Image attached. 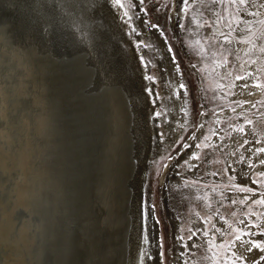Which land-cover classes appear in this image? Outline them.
<instances>
[{"label": "rangeland", "instance_id": "1", "mask_svg": "<svg viewBox=\"0 0 264 264\" xmlns=\"http://www.w3.org/2000/svg\"><path fill=\"white\" fill-rule=\"evenodd\" d=\"M39 1V4H36L33 2V0H16L15 4V0H0V28H4V25H6H3L4 20L2 21L1 18V16L4 14L3 18L6 17V20H8V23L10 24L11 22H14V24L16 23V25L19 27L18 29L20 30V32H15L13 36H10V46L8 49L10 50L11 47L12 49H16L15 51L22 53L24 60L22 62L17 57H13L11 59V61L15 64V68L12 70L14 77H11L10 74L7 75L6 72H2L0 70V176L1 174H6L8 177L9 167L7 164L14 153L27 152L30 158H32L34 163H36L38 166V172L41 173L42 179L29 182L30 179L27 178L24 182V191H27L29 194L33 193L34 195L43 193L44 198L40 200V208L44 206L43 208L47 210L48 214L55 216L53 211V202H51L49 199L51 197V195L49 197V194H51V192L53 193L54 190L47 189V183H49L50 180L58 178L59 182L63 183L64 186L68 188V178H70V171H72L73 167L75 169L77 168L74 166L75 164L72 165L71 159L69 161L68 157L63 156L62 159L57 149V153H54L51 151V149L47 148L44 141L42 140V137L46 139L47 129L49 128L52 139L51 141L53 145L57 147L61 137L60 131L61 129L64 130L66 124L68 134L72 130V133L69 134L67 138H70V140H72L73 144L76 146V134L73 133V122L76 119L75 115L79 117V122L82 119V121H88V124H94V130H98L97 127H101L100 124L105 123L104 126L102 125L100 128L102 131L103 127H105V125L107 126L111 122V119L108 113H102L99 107L100 105L98 106L100 102L98 103L96 100L97 97H95L92 93H89L92 90L88 89L90 87L93 88V86L96 85L104 87L103 81L101 80V72L98 71L99 63H96L93 60L95 62L94 63L91 60V58H94V56L92 54V50L88 52L90 48H88L86 52L81 48L82 46L79 44L78 40L71 39V37H75L74 30L70 33L68 30L70 28H64L65 35L67 37L70 36L69 42H63V44L65 43L67 45L64 48L67 49L64 53L69 54L68 56L70 57V60H75L72 62L74 64L69 66V75H74L76 78L78 76L79 81V83L76 81L73 85L74 87L72 86L69 90L74 91L73 93H77L76 91H78L79 94V91L83 89L85 92L81 91L82 95H80L81 97L84 95L82 97V103L84 106L86 105L85 108H83L86 113L84 112L82 114L81 112V116L79 112L82 111V108L77 111V107L75 108L73 105L68 116L71 121L68 122L69 124L65 123L67 121L64 122L62 106L66 96L65 91L64 89H60V87L57 85V71H55L54 68V70L49 68L47 65H45L46 63L42 64L41 59L45 58V49L47 48L46 44L48 43L49 46L51 43L49 40L50 38L48 39L50 34L46 33L47 29L50 31V24H52L51 26L52 29L55 30V34L60 33L58 23L60 19L64 22L62 24L63 26L67 23L71 25L70 20L72 19V16H69L71 15V0ZM43 1L47 2V6ZM50 1L52 2L50 3ZM177 1L178 0H121V3L124 5V7H122L123 15L126 17V20L129 24L130 20L128 14L129 16L132 15V19H137L139 21L142 20L141 23L144 31L146 30L147 32L152 33V30H154L153 33L155 32V35H157L160 40L162 37L166 40L169 48L171 49L173 58L175 59L176 68L180 73L181 85H183V101L181 107L186 115L187 125L181 132L175 143V146L171 149V151L160 156L158 159L152 162L148 172L147 189L145 191V207L147 206V203L150 205V207H152L153 214L159 225L161 243L160 254L162 263L173 264L172 219L176 218L179 229L178 236L180 235L179 238L181 239V243L184 247V249L181 250L182 264H193L195 259L199 260V264H224L225 262V264H239V255L235 252L234 242L237 237L242 238L246 235L251 242L249 243L248 247L254 249L257 247V245H259V247H257L259 253L255 260V264H264V203H258V201L264 200V175H261V173H264V164H261V161L264 160V155L259 153V149L264 148V52L260 50L261 48H264V23H261L264 21V0H250V2L246 4L232 3L231 0H188L187 4H185V2L181 4V13H176L178 16V23H176L177 20L175 21L173 13L178 7L177 5H179ZM107 2L108 0H99L96 2L95 7H101L100 15L103 17L106 26L112 29V24L114 21L116 23H114L115 26L118 27V20L121 21V19L116 17L114 20L113 16H111L110 20L108 12L110 7L107 5ZM221 2L222 4H220ZM62 4L64 8H62V6L60 7ZM27 7H29L31 11ZM217 8L220 12V15L218 20L215 19L216 21H214L213 12ZM13 10L16 11L13 12ZM56 10L61 12H57ZM25 11H27V14ZM30 12L34 15H32ZM39 12H41V15ZM125 12H127V15H125ZM195 12L201 13V27L196 31L198 32L197 38L191 35L195 29L192 28V23H190L192 22V15H194ZM28 13L31 14L30 17L28 16L30 15ZM50 13L54 14L51 15ZM55 13L57 14L55 15ZM49 14L50 16H47ZM58 14H61L62 18L61 15ZM143 14L145 17L142 16ZM33 16H37L38 18H33ZM14 17L17 18L15 19ZM40 17L44 18L41 20V22ZM49 17L50 20L52 19V22L48 20ZM27 21L29 22L27 23ZM21 23L24 25L22 24V26ZM216 25H219L223 31L222 33H216ZM131 26L132 25L130 24L129 31ZM154 27H156V29H152ZM42 33L44 35H41ZM130 33L132 34L131 31ZM19 36H23L25 38H22L23 42L21 43H19ZM75 43H77V45H75ZM139 43L148 46L149 55L152 56V60H150L146 53L141 49ZM182 44H184V50H182ZM68 46H71V49ZM161 46L162 45L160 43V46L157 47L154 44L153 38L150 36H141L138 38L137 49L141 55L139 56L141 57L143 64L145 63L146 66L149 65L151 68V72L147 77H151L150 80L152 82L158 83L160 85L158 87V93L162 101L157 107L158 112H162L165 120H167L171 117L168 103L173 95L171 94V91L165 89L166 80L162 75V66L159 65L160 63L157 58H160L161 54L163 56L167 55V53L163 51V47V53H161ZM115 49H117L118 57L121 61H124L125 66H131L132 72L135 66V73H132L130 70L127 71L129 78L128 82H132L134 90H136V92L132 94L129 102L131 105H133L136 115L140 120H142L141 124L144 127L143 123L146 121V111L148 109L143 103L141 91L146 93L147 87L145 89V84H143V82L140 84V76L138 75L136 68L137 62L133 61L132 59V51L129 50L126 45L117 43ZM135 51L136 50L134 49V52ZM73 54H81V59H84H82V63H84L89 68V83L86 80V77H84L86 79L83 77L80 78V73L78 72L79 66H81L80 61H78V58L74 59ZM35 60H39L40 63L38 62L37 65ZM125 60L128 61L129 64H127ZM78 62L79 65L77 66L76 64ZM238 62H243L246 64L250 63V65L253 67H257L251 76L253 78V91H259L255 100H253L251 97H244L241 94L235 95L237 92L233 90H231V92L234 93L233 95L228 91L229 88L234 84L249 78L246 73L238 70ZM190 65L196 67L200 72V81L203 85L202 90L196 74H194L190 69ZM71 68L75 69L73 70ZM48 70L52 72L53 76L48 73ZM70 71L73 73L71 74ZM21 73H24L25 80L21 79ZM32 74L34 76L37 75L36 80L38 81L37 83L39 87V97L41 99V103H43V101L47 102L53 107L54 110L53 114H51V119L46 118L47 120H45V125L48 126H43L44 136L37 140L32 137V134L35 133V131L32 128V123L28 116L29 113H31L32 105L38 106V101L40 100L35 99V97L32 96L34 93V89L32 88L31 84ZM48 74L51 77V80H49ZM140 75L142 76V74ZM17 76L19 77L18 80H21L23 83L22 85H24L22 91L19 92H15L16 90L12 87V85L17 81ZM153 77H155L156 80ZM237 77H242V79H237ZM93 78L96 79L97 82L94 81ZM90 79L93 80V82H91ZM81 80L82 82L80 85ZM87 83L89 85H87ZM257 85L261 86L257 87ZM88 93L90 95L92 94L91 96L93 97H91ZM201 93H203V97H201ZM90 100L94 103V105ZM202 102H205V107L203 106ZM237 107L239 108L238 112L235 111ZM97 112H101V117ZM93 114L96 115L98 120L95 119V115L93 116ZM201 115L204 116L206 123L205 132H202V134L199 136L197 142L198 148L195 149L194 152L190 153L189 156L182 161V165L177 170V174L180 178L178 183H182L181 181L186 179L189 181L188 185H192L193 189L189 193L187 192V194L184 196L183 194L180 196L175 195V193L171 191L172 188H169V193L165 194V187L168 180H166V178L168 177L167 175H169L168 172L170 170L171 163L176 161V156L182 154L186 147H190V140L194 136L196 129L199 126ZM73 116H75V118ZM249 120L252 121L251 124L248 123ZM51 121L54 124V128L52 130H50L49 127V123H51ZM220 126L224 130L220 129L219 131ZM240 128H243L244 131H239L238 129ZM249 129H251V131ZM159 131L161 134H163L165 128L162 127ZM95 133L93 132V135L91 134L92 139L94 138ZM101 134L99 133V138L97 137L100 143L97 144V146L95 145L96 152L94 153V147L92 146L93 140L90 141L91 137L88 138V143H91L90 149L92 150V153L94 156L98 155V172L101 174V177H98L97 184L99 185L97 187H105L110 183V174L107 171L111 170L114 165L113 156L110 154L109 157V154L106 150L107 144L103 139L105 137H103V134ZM215 134L222 136L220 137L223 138V143L221 146L219 144H216L215 146H206V149L203 150L205 145H208L211 143V141H214ZM236 134L238 136H242L240 140L238 139V142L236 141ZM32 140L34 141L32 142ZM52 150H54L53 147ZM248 150H250L249 154L247 153ZM92 153H89L88 155L86 154L88 161L91 160L89 155ZM80 154H82V152H80ZM80 154L79 157H81ZM201 156H204L205 158L204 164H202V162L199 160V157ZM76 157H78L77 154ZM195 157H197L196 160L194 159ZM198 165L199 167L196 168ZM241 166H243L244 174H240L239 176L236 172L237 169H242ZM68 167L70 168L69 170ZM188 171H194V173L188 174ZM77 172L85 179V182H88L86 175L83 172ZM112 172L115 174L114 171ZM25 176L33 177L32 175L27 174ZM75 182L78 183L72 185V189L77 191L81 187L79 184L80 179L77 178ZM112 185L115 184L113 183ZM179 185L180 184H176V186ZM56 186L57 182L55 184V187ZM176 186L175 190L177 189L178 191L180 188H176ZM75 187H77V189ZM109 189L112 188L109 187ZM242 189L250 190L244 191ZM164 200L167 201V205L170 206L174 211L175 217L172 219L170 216L173 214L168 210ZM41 203H43V206ZM99 211L103 213V216L106 215L103 210ZM194 214L200 216V222L202 223L201 225H197V222L193 221L192 215ZM251 224H255V227L252 228ZM212 227H216L221 239H218V233L217 231H212ZM28 230V227H23L20 230V246L24 251H26V245L29 243V236L26 235L29 232ZM210 251L212 252V256H207V253H210ZM223 255L227 259H224ZM115 258H113V261H115ZM223 260H225V262H223Z\"/></svg>", "mask_w": 264, "mask_h": 264}, {"label": "bare ground", "instance_id": "2", "mask_svg": "<svg viewBox=\"0 0 264 264\" xmlns=\"http://www.w3.org/2000/svg\"><path fill=\"white\" fill-rule=\"evenodd\" d=\"M97 1L99 0H71V5H70L71 15H69V16H72V19L70 20L71 25L67 23L68 21L67 20L66 21L67 24H64L65 26L64 27L62 25L64 22L61 21L60 19L58 22L60 33L55 34L56 33L55 30L52 29V26H51L52 24H50V31H48L47 29L46 33L50 34L48 39L50 38L49 40L51 43L48 46V43L46 42L47 48L45 49L46 50L45 58L41 59V63L42 64L46 63L45 65H47L49 68H52V69L54 68L55 71H57V75H58L57 85L60 87V89H64L65 95H66L63 101V106H62L63 118H64V122L67 121L65 123H68L71 121V119H69L68 116H69V112L71 111L70 109L72 108V106L74 105L75 108L77 107L76 108L77 111H79L80 108H82V111L79 112L81 116L85 112L83 108H85L86 105L84 106L82 103L83 102L82 97L84 95L81 97L82 95L81 91L85 92L83 89L79 91V94H78V91L76 90L75 91L77 93H73L74 91L69 90L75 84V82L78 81V76L76 78L74 75L73 76L69 75V69H70L69 66H71V64H74L72 62H74L75 60L74 61L70 60V57L68 56L69 54L64 53L65 50H67V49H64L67 45L65 43L63 44V42L66 41L67 43L70 40V36L67 37L65 35L64 28L65 29L70 28L68 29L70 33L74 30L75 37H71V39L78 40L79 44L82 46L81 47L82 49L86 51L88 50V48H90L88 52L92 50V54L95 59L91 58V60L92 61L94 60L96 63H99L98 71L101 72V75H102L101 80L103 81L104 87L95 84L96 86H93V88L91 87L88 88L92 90L89 93H92L95 97H97L96 99L97 102L98 103L100 102V104L102 103L104 110L106 111V113L109 114V117L111 119L110 127L108 130V150L110 154H112L113 156L114 165L111 170L107 171L110 174V178L108 177L110 183L107 184L105 187H98V190H97L98 197L95 196V199L91 197V198H88L89 200H87L86 195L84 193L85 185H86V183L84 184L85 179L75 170L74 167L72 171H70V178H68L69 186L67 185L68 188L65 187L63 183H60L58 178L50 180L49 183H47V189L54 190L53 193L51 192V194H49V197L51 195L49 199L51 200V202H53V207H54L53 211L55 213V216H52L51 214H48L46 209L43 208L44 207L43 203H41L43 207L40 208V200L44 198L43 193H40L39 195L37 194L34 195L33 193L29 194L27 191H24V186H25L24 182L27 178L30 179L29 182L42 179L41 173L38 172L39 170L38 166L36 165V163H34V160L30 158L27 152H22V153L17 152L16 154L14 153V155L9 159L8 164H7V166L9 167L8 177L6 176V174H1L0 176L1 177V180H0V238H1L0 264H110L107 261V258L102 255V248L105 247L106 245L108 246L109 243L116 244L118 242H119L118 245L120 246L118 264H163L161 254H160L161 243H160L159 225L153 214L152 207H150L148 203H147V206L145 207L146 205L145 204V191L147 189L148 172H149V168L152 162L158 159L160 156L171 151V149L175 146V143L177 139L179 138L181 132L184 130V128L187 125L186 115L181 107L182 101H183L182 100L183 87H181L182 85L180 81L181 76H180L179 71L176 68L175 59L173 58L171 49L169 48L166 40L163 37L160 40V38L157 35H155V32L153 33L154 30L152 29H156V27L151 29L152 33L147 32L146 30L145 32L143 30V26L141 23L142 20L139 21L137 19H132V15L129 16L128 14L130 24L134 28L133 29L131 26L130 28V31L132 32L131 34L129 31L130 24L126 20V17L123 15L122 7L114 4L113 0H108L107 5L110 7V10H108L110 20H111V16H113L114 20L116 17H119L121 19V21L118 20V23H119L118 27L115 26L116 23L114 21L115 24L113 23L112 24L113 28L110 29L109 27L106 26L103 17L100 15L101 7L100 8L95 7V4ZM33 2H35L36 4H39L40 1L33 0ZM51 2L52 1H50V3ZM177 2L179 5H177L178 7L174 10L175 12L173 13L175 21L178 19L177 14L181 13L182 11L181 4L184 3V0H178ZM14 3L16 4V0ZM44 4L46 5L47 2L45 1ZM220 4H222V2ZM61 6L62 8H64L63 4L60 5V7ZM29 7L27 8L29 9ZM14 11L16 10H13V12ZM57 12H61V11H57ZM6 13H7V10H6ZM25 13L27 14V11H25ZM39 13L41 15V12ZM31 14L28 16L30 17ZM50 14L47 16H50ZM56 14L57 13H55V15ZM61 14H58V15H61ZM3 15L1 16V18H2V21L5 20L6 27L4 30L2 27L1 28L2 33L0 32L1 33L0 35V40H1L0 41V50H1L0 63L4 67V69H2L1 71L6 72L7 75L10 74L11 77H14L12 74V70L15 68V64L11 61V59L13 57H17L22 62L24 60L22 57V53H20L19 51H15L16 49H12L11 47H10V50L8 49L10 46L9 38L11 35L13 36L15 32H20V30L18 29L19 27L16 25V23L15 24L14 22H11V24L8 23L9 21L6 20L7 19L6 17L3 18ZM213 15H214L213 16L214 21L218 20L219 15H220L218 8L213 12ZM142 16L145 17L144 14ZM200 17H201V13L195 12V14L192 15V19H191L192 22H190L192 23L191 25L192 28L195 29L191 35L196 38L198 37V34H197L198 32L196 31L201 27ZM33 18H38V17L33 16ZM44 18H41L40 22ZM61 18H62V15H61ZM48 20H50V17ZM29 21H27V23ZM21 22H24V21H21ZM176 23H178V20L176 21ZM22 24L23 23H21V25ZM40 31H43V30H40ZM215 31L216 33L223 32L222 29L219 27V25L215 26ZM41 35H44V34L42 33ZM70 35L73 36L72 34ZM141 36L152 37L154 44L157 47H159L161 43L162 45L161 51L163 47V51L167 53L166 56L165 55L163 56L161 54L160 58L157 57L160 63L159 65L162 66V75L167 83V85L165 83V89H168L169 91H171V94L173 95V96L171 95L172 98H170V101L168 103L171 117L167 120H165V117L163 116L162 112L160 111L158 112V108H157L158 105L162 101L158 93L159 91L158 87L160 85L158 83L152 82L150 79L148 80L147 76L151 72V68L149 65L146 66L145 63L143 64L141 57H140L141 55L137 49L138 38H140ZM22 38L24 37L19 36V43L23 42ZM180 41H181V38H180ZM74 42H77V41H74ZM116 43L126 45L129 48V50L132 51V54H131L132 59L133 61L137 62L136 68L138 71V75L140 76V84H142L143 82V84H145V89L147 87L146 93L144 91L143 92L141 91V95L143 96V103L144 105H146L148 109L146 111V121H144L143 123L144 127L141 124L142 120H140L137 117L133 105H131L129 102L130 98L132 97V94L136 92V90H134L133 83L128 82L129 78L127 75V71L129 70L131 71V66L126 67L124 64V61H121L119 59L118 51L117 49H115ZM75 45H77V43H75ZM182 45H181L182 50H184V44ZM71 46L70 47L68 46V47L71 49ZM140 46H141V49L150 58V60H152L151 59L152 56L149 55L148 46L142 45V44H140ZM134 49L136 50L135 52H134ZM163 51L161 53H163ZM81 57H82L81 54L74 55V59L78 58V61H80V65H81L79 66V69L77 67L75 68L79 70L78 72L80 73V78L86 77L87 79L86 78L84 79H86L89 83V79H88L89 78L88 77L89 68L84 63H82L83 58L81 59ZM38 62L39 60L36 61L37 65H38ZM125 62L129 64L128 61L125 60ZM76 65L78 66L79 62ZM237 67L239 71L246 73V75H248L249 78L244 79L243 81H240L234 84L232 87L229 88L228 90L229 93L233 95L234 93L231 92V90H233L237 92L235 95L241 94L244 97H251L253 98V100H255L257 98V94L259 93V91H253V87H252L253 78L251 76L253 75V72L255 71L257 67H253L252 65H250V63L246 64L243 62H238ZM43 68H44V65H43ZM75 68H71V69L74 70ZM190 69L194 74H196L197 79L200 83L201 90H202L203 85L200 81L199 70L192 65H190ZM71 71L70 73L72 74L73 72ZM135 72H136V69L134 66L132 73H135ZM48 73L52 75V72H50L49 70H48ZM53 73L56 74L55 72ZM140 74H142V76ZM36 76L37 75L34 76L32 74V78H31L32 88L34 89V93L32 96H34L35 99H40L39 87L37 83L38 81L36 80ZM17 78L19 77L17 76ZM21 79L25 80L24 73H21ZM49 80H51L50 76H49ZM94 81H96V79H94ZM81 82L82 80L80 81V85H81ZM91 82H93V80H91ZM88 83L87 85H89ZM226 84H229V83H226ZM89 95H88V99H89ZM201 97H203V93H201ZM88 99H87V103H88ZM38 102H39L38 106L32 105L31 113H29L28 115L32 123V128L35 131V133L32 134V137L36 140L44 136L43 126L45 127L48 126V125H45V120L51 119L50 118L51 114H53V111H54L53 107L50 106V104H48L47 102L43 101V103H41V99ZM91 103L93 102L91 101ZM100 104H98V106ZM203 106L205 107V102L203 103ZM92 109H93V106H92ZM238 110L239 108L237 107L235 111L238 112ZM100 113L101 112H99L98 114L100 115ZM95 114H93V116ZM96 115H95V119H97ZM75 116H76V119L73 122L74 123L73 133L76 134V139H77L76 146L73 144V141L70 140V138H67V136H69V134L72 133V130L68 134V129H67L66 124H65L64 130L61 129L60 131L61 137L57 144V147H55L51 141L52 139H51V133L49 131V128L47 129L46 139L42 137V140L44 141L45 146L51 149L52 152L57 153L56 151L57 149L62 159H63V156L67 155V152H68L67 150L68 148H70L69 150L72 154L78 155L77 158H79V154L80 152H82V154H80L81 155L80 159L83 158V161L87 162L86 154L88 155L89 153H92V150L90 149L91 143H88L89 141L88 138L91 137V134L95 131L94 124L93 125H91L90 123L88 124L87 123L88 121L87 122L82 121V119L79 122V117L77 115ZM75 116L73 117L75 118ZM103 122H104V119H103ZM100 125L102 127L103 124H100ZM205 125L206 123H205L204 116L201 115L199 126L196 129L194 136L190 140V147H186V149L184 150L182 154L176 156V161L171 163V167L168 172L169 175H167L168 177L166 178V180L167 179L168 180H167V184L165 187V190H166L165 194L169 193V190H168L169 188H172L171 191H173L175 195L180 196L181 194H183L184 196L187 194V192L189 193L193 189L192 185H188L189 181L186 179L184 181H181L182 183H178L180 178L177 174V170L182 165V161L185 158H187L190 153L194 152L195 149L198 148L197 142L202 132H205V129H206ZM49 127H50V130L54 128V124L52 123V121L51 123H49ZM101 127H97V128L99 129ZM162 127L165 128V131L163 134H161V132L159 131L160 128ZM220 129L224 130L223 128H221V126L219 128V131ZM249 130L251 131V129ZM144 131H145V134H144ZM102 132L103 131L101 130V132L99 133L101 134ZM64 134H65V137H64ZM81 134H84V135H81ZM220 137L222 136H220L219 134H215L214 141H211L210 144L205 145L203 150L206 149V146H215L216 144H219L221 146V144L223 143V138H220ZM241 138H242L241 135L238 136L236 134L237 142H238V139L240 140ZM92 140L93 139L91 137L90 141ZM33 141L34 140H32V142ZM99 143L97 142L96 146ZM52 147L54 148V150H52ZM247 153L249 154L250 150H248ZM259 153L261 155H264V152H259ZM199 158L202 164H204L205 163L204 156H201ZM194 159L196 160L197 157H195ZM198 167L199 165L196 168ZM241 167L242 169L239 168L237 169V172H236L238 173L239 176L240 174L241 175L244 174L243 166ZM69 169L70 168L68 167V170ZM112 171L115 172L117 178ZM192 173H194V171H188V174H192ZM26 174L32 175L33 177L25 176ZM77 178L80 179L79 184L81 187L79 188V190L75 191V189H72L73 187L72 185H75V183H78V182H75ZM56 182H57V186L55 187ZM113 183L115 185H112ZM176 184H180V185L176 186ZM175 186L176 188H180V189H178V191L177 189L175 190ZM77 187L75 188L77 189ZM109 187H111L112 189H109ZM115 191H116V194H115ZM97 200H99L101 203L97 204ZM164 202H166V205H167V201L164 200ZM93 203H96L95 208L93 207ZM167 207L170 213L173 214L172 216H170L171 219L174 218L175 217L174 211L171 209L170 206L167 205ZM88 209H89V212H88ZM91 209L92 210L93 209L103 210L105 214H108L107 221L112 220L113 234L108 235V238L104 236V234H101L100 239L95 238V236L93 235L91 228H90V225H91L90 221H89L90 225L88 224V219L90 220ZM94 210L92 211L93 214H94ZM192 216H193V221L197 222V225L202 224L200 222L201 218L199 215L194 214ZM215 218H216V215H215ZM24 222L28 224V229H29L28 230L29 232L27 231L28 234H26L29 236V243H27L26 245L27 246L26 251L22 250L20 246V235H19L20 230H21L20 226ZM172 224H173L172 225V229H173L172 252H173V259H174L173 264H182L181 250H183L184 247L181 243V239L179 238L180 235L178 236L179 229H178V223L176 221V218L172 219ZM251 226L253 228L255 227V224H251ZM109 228L110 227L108 226L107 230H109ZM211 229L212 231H217L216 227H212ZM218 239H221L219 237V233H218ZM95 241H97V243ZM94 242L96 243V246ZM249 243L251 242L247 235L239 239L236 238L234 242L235 252L238 253L239 255L238 257L239 264H255V260L258 256L259 251L257 247H255L254 249H251L250 247H248ZM214 249H217V248H214ZM207 256H212V252L211 251L210 253L208 252ZM223 258L227 259L224 255H223ZM223 262H225V260H223ZM113 264H116V263H113ZM193 264H199V260L195 259Z\"/></svg>", "mask_w": 264, "mask_h": 264}, {"label": "water", "instance_id": "3", "mask_svg": "<svg viewBox=\"0 0 264 264\" xmlns=\"http://www.w3.org/2000/svg\"><path fill=\"white\" fill-rule=\"evenodd\" d=\"M4 24H6L5 20H4ZM5 27L6 26L4 25L3 30L5 29ZM0 32H1V28H0ZM1 33H0V35H1ZM0 52H1V50H0ZM2 69H4V67L0 63V70H2ZM18 79L19 78H17L16 83L12 85L13 89L16 90L15 92L22 91V89L24 87V85H22L23 83L21 82V80H18ZM100 107H101L100 110L102 111V113L106 114L102 104H100ZM103 126H104V124H103ZM109 127H110V123L107 126L103 127V137H105L103 139H104V142L107 144L106 150H107V152L109 154V157H110V152L107 149L108 148V136H107V133H108ZM100 130L101 129L99 128L98 130L94 131V133L95 132L96 133H95V136H94L93 141H92V146L94 147L93 153L96 152L95 151L96 142L99 143V139H97V137L99 135ZM69 149L70 148H68V150H67L68 152H67V155H66L69 158V161L71 159L72 165L75 164L76 168L86 175V179H87L88 182H85L86 185H85L84 193L86 195L87 200H89L88 198H91V197H93L95 199V196L98 197V192H97L98 187L97 186L99 184H97V180H98V177H101V174L98 172V155L94 156L93 153L90 154L91 156L89 155V157H91V160L88 161V159H87V162H85V161H83V158L82 159H80V157L77 158L75 154H72ZM77 169H75V170L78 171ZM94 193H95V195H94ZM98 203H100L99 200H97V204ZM95 206H96V203H93V207L94 208H95ZM93 210L91 209V211H90V220L88 219V224H89V221H90L91 225L90 224L89 225H90V228H91V231H92L93 235L95 236V238H99L100 239L101 238L100 237L101 234H104V236H106L108 238V235H112L113 234L112 220L111 221H107L108 214L103 216V213H101L99 211L100 209L94 210V214L92 212ZM88 212H89V209H88ZM108 226L110 227L109 230H107ZM23 227H25V228L28 227V224H26V222H24L20 226V229H22ZM95 242L97 243V241H95ZM96 243H95V246H96ZM118 243H116V244L109 243L108 246L106 245L105 247L102 248V255L107 258L108 262L111 260L110 264H113V263L118 264V262H119V254H120L119 247L120 246L118 245ZM114 246H115V248H114ZM114 257H116L115 261H113ZM92 259H93V257H92Z\"/></svg>", "mask_w": 264, "mask_h": 264}, {"label": "snow or ice", "instance_id": "4", "mask_svg": "<svg viewBox=\"0 0 264 264\" xmlns=\"http://www.w3.org/2000/svg\"><path fill=\"white\" fill-rule=\"evenodd\" d=\"M114 4L119 5L120 7H124L123 3H121V0H113ZM185 4H187L188 0H184ZM232 3H239V4H246L249 3L250 0H231ZM125 15H127V12H125ZM261 23H264V21H262ZM262 52H264V48L260 49ZM148 79H151V77H147ZM237 79H242V77H237ZM261 85H257V87H260ZM183 87V85L181 86ZM249 124L252 123V121H248ZM239 131L243 132L244 129L240 128L238 129ZM260 152H264V148L259 149ZM261 164H264V160L261 161ZM261 175H264V173H261ZM244 191H249L250 189H242ZM258 203H264V201H258ZM237 239H239V237H237ZM257 247H259V245H257Z\"/></svg>", "mask_w": 264, "mask_h": 264}]
</instances>
